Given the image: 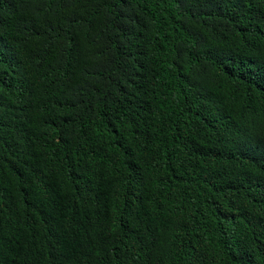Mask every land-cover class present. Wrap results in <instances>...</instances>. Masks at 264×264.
Segmentation results:
<instances>
[{
    "label": "trees",
    "instance_id": "obj_1",
    "mask_svg": "<svg viewBox=\"0 0 264 264\" xmlns=\"http://www.w3.org/2000/svg\"><path fill=\"white\" fill-rule=\"evenodd\" d=\"M0 264H264V0H0Z\"/></svg>",
    "mask_w": 264,
    "mask_h": 264
}]
</instances>
